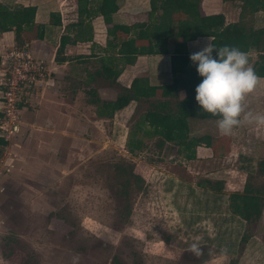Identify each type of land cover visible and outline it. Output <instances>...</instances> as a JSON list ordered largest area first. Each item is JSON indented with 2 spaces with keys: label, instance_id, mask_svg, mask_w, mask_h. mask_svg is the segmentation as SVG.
Listing matches in <instances>:
<instances>
[{
  "label": "rangeland",
  "instance_id": "374dc122",
  "mask_svg": "<svg viewBox=\"0 0 264 264\" xmlns=\"http://www.w3.org/2000/svg\"><path fill=\"white\" fill-rule=\"evenodd\" d=\"M62 3L68 5L64 18L73 19L76 0ZM93 35L105 43L102 28ZM72 53L92 52L82 45ZM81 60L59 68L47 95L39 89L27 99L0 146V264H264V208L261 219L247 225L228 207V195L242 191L248 176L255 186L264 184L257 172L264 127L245 123L224 136L216 120L195 123L192 137L209 135L210 141L202 140L195 159L186 161L172 144L158 148V138L131 134L148 102L98 119L82 82L98 64ZM114 96L109 91L101 98ZM243 104L264 112V84ZM130 138L144 143L134 157L127 151ZM126 177L130 185L122 195ZM193 242L199 255L189 250Z\"/></svg>",
  "mask_w": 264,
  "mask_h": 264
},
{
  "label": "trees",
  "instance_id": "16d2710c",
  "mask_svg": "<svg viewBox=\"0 0 264 264\" xmlns=\"http://www.w3.org/2000/svg\"><path fill=\"white\" fill-rule=\"evenodd\" d=\"M223 1L236 4L239 10L237 22L226 24L222 14L201 13V0H151L147 21L127 26L113 23L112 16L118 11L117 0H76V21L64 28L54 61L61 64L67 60L65 49L68 45L93 42L92 22L98 17L106 25V43L104 48H99L102 57L97 60L99 68L92 73L93 77L101 78L110 85L115 84L124 67L135 63L139 52L136 42L139 40L147 43L149 55H170L169 84L151 85L146 78L138 77L132 80L129 88L122 89L113 101L101 100L96 90L90 89L87 91L90 98L88 103L95 107L97 116L110 119L131 101L148 102L149 108L134 124L131 134L138 132L145 138H158V148L172 144L186 161H192L196 157V147L202 140H205L206 145L210 141L209 135L192 137V125L217 120L218 116L199 109L195 101V86L201 77L189 59L188 42L210 36L217 47L236 46L247 53H255L256 60L252 66L256 74L264 78V27L255 29L250 24L256 13L264 12V0ZM35 15V6L9 7L0 4V33L13 32L15 46H22V33L32 32ZM60 26L59 13H50L47 24L37 25L36 38L42 40L50 27L57 33ZM180 91L185 93L183 98L178 96ZM5 144L6 141L0 138V146ZM143 147L141 139L130 138L127 142V151L133 157ZM257 172L264 176V160L259 162ZM131 176L135 184L141 186V177L133 173ZM250 179L248 176L242 191L228 195L231 214L247 225L257 223L264 208V184L255 186ZM129 185L130 180L126 177L121 183L122 195L126 194ZM210 189L220 190L214 186ZM124 208L126 210L127 206ZM240 241L246 243V236H241Z\"/></svg>",
  "mask_w": 264,
  "mask_h": 264
},
{
  "label": "crops",
  "instance_id": "0c3cea01",
  "mask_svg": "<svg viewBox=\"0 0 264 264\" xmlns=\"http://www.w3.org/2000/svg\"><path fill=\"white\" fill-rule=\"evenodd\" d=\"M63 0H0V4L7 5L9 7L15 5H23V6H35L36 7V15H35V23L34 27L37 28L38 24H47L49 20L50 13H59L61 16V26L56 30L53 27L49 28L50 30L47 32L45 37L42 40L35 38L31 40L29 35L32 33L24 32L22 33V40L24 43H27L31 53L38 59H41L49 64L50 67L56 68V73L51 75L52 82L57 77V72L59 73V68L73 66V59H82L86 64L89 62L97 63V60L102 57V54L99 51V48H104L106 41L104 40V44L93 39V42L81 43L77 42L74 45H68L65 49L67 53L66 61L59 64L54 61L55 51L58 45V41L60 36L63 34L64 28L72 22L76 21V4L72 7L71 13L73 14V19H65L64 14L67 12L68 5L67 3H62ZM70 1V0H69ZM62 3V4H61ZM118 11L112 16L113 23L121 24V25H133L137 23H143L147 21V13L150 10V0H117ZM200 11L205 15H218L222 14L225 19V23H234L238 20L239 10L236 7V4L230 1L224 2L223 0H201L200 3ZM250 24L255 28H263L264 27V12L256 13L250 20ZM94 31L95 27L99 26L104 30V35L106 37V25L103 23L100 17L95 18L92 22ZM52 31V32H51ZM206 37L198 38L194 41L188 42L187 50L191 54L197 51L200 47L205 43ZM95 42V43H94ZM172 42V41H171ZM195 42V43H194ZM15 45L14 41V33L13 32H5L0 33V52L5 51L7 48ZM87 46L88 50L91 54L85 57H74L72 56V52L77 49L79 46ZM136 45L139 47V52L137 54V59L133 65H129L124 67L123 71L117 78L115 84H108L103 82L104 80L101 78H96L92 76V72H87L84 80L82 82L84 85H88L83 87L84 90L89 91L91 88H95L99 98L103 101H113L119 95L124 88H129L132 80L138 77L146 78L151 85L161 86L164 84H169L171 82V73H170V55H149L147 53V43L143 40H139L136 42ZM73 50V51H72ZM96 55L91 57L90 55ZM249 62L251 65L256 60L255 53H248ZM98 67L99 68V63ZM70 69V68H69ZM95 71V70H94ZM102 81V87L96 89L95 83L98 81ZM96 81V82H95ZM100 83V82H99ZM259 84H264V78L259 81ZM52 86V85H51ZM49 87H42V94L47 95V92H50ZM118 89V92L115 90ZM114 90V91H111ZM114 92L115 96L113 98H101V95L107 92ZM183 93V97L185 95L184 91H180L178 93L179 98H183L181 94ZM155 100V99H152ZM164 100V99H162ZM40 102V100H39ZM137 103L136 101H131L128 106L123 108L122 110L117 111L113 117L117 116L118 113L124 112L126 114L132 105ZM98 119L99 116L95 115ZM102 118V117H101Z\"/></svg>",
  "mask_w": 264,
  "mask_h": 264
},
{
  "label": "clouds",
  "instance_id": "9594fccd",
  "mask_svg": "<svg viewBox=\"0 0 264 264\" xmlns=\"http://www.w3.org/2000/svg\"><path fill=\"white\" fill-rule=\"evenodd\" d=\"M212 40L207 36L203 46L189 56L201 77L195 86L199 109L218 116L216 128L224 136L231 135L234 128L245 123L264 127V112L245 110L243 104L244 97L254 91L262 79L249 62L248 53L236 46L217 47ZM189 250L200 254L196 242L189 245Z\"/></svg>",
  "mask_w": 264,
  "mask_h": 264
},
{
  "label": "built area",
  "instance_id": "2783aa9c",
  "mask_svg": "<svg viewBox=\"0 0 264 264\" xmlns=\"http://www.w3.org/2000/svg\"><path fill=\"white\" fill-rule=\"evenodd\" d=\"M54 68L36 58L27 43L0 55V138L7 141L16 129L27 99L51 82ZM10 127L7 131L6 128ZM7 131L6 135H2Z\"/></svg>",
  "mask_w": 264,
  "mask_h": 264
}]
</instances>
